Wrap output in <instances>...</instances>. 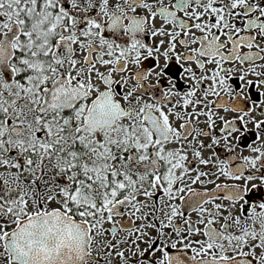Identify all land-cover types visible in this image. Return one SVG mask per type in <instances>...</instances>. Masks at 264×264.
Masks as SVG:
<instances>
[{"label": "snow or ice", "instance_id": "obj_1", "mask_svg": "<svg viewBox=\"0 0 264 264\" xmlns=\"http://www.w3.org/2000/svg\"><path fill=\"white\" fill-rule=\"evenodd\" d=\"M0 264H264V0H0Z\"/></svg>", "mask_w": 264, "mask_h": 264}]
</instances>
